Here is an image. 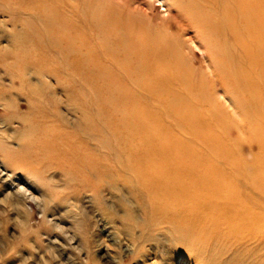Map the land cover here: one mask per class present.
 Returning <instances> with one entry per match:
<instances>
[{
	"label": "bare ground",
	"instance_id": "bare-ground-1",
	"mask_svg": "<svg viewBox=\"0 0 264 264\" xmlns=\"http://www.w3.org/2000/svg\"><path fill=\"white\" fill-rule=\"evenodd\" d=\"M41 1L43 0H39V4ZM80 1L89 2V0ZM107 3L109 5V2ZM172 3L175 7V16L169 15L163 19L162 26L156 29L145 24L147 21L142 25H137L135 22L143 23L139 19L131 24L128 20V22L124 21L129 24L120 26L118 19L113 17L109 9L100 10L95 23L105 22L106 26L108 24L111 31L107 30V32H112V35H109L107 44L96 39L98 43L94 46L95 49L84 51L88 59H85V56L82 58L83 53L81 57L77 56L79 60L76 59L78 60L77 65L87 71V73L82 71L86 76L89 75L100 82V88L121 94L117 97L118 107L128 103L127 106L131 108V113L123 114L122 120H128L129 124H134L135 128H131L132 131L123 138L104 141L106 143L103 142L100 145L102 148L96 144L93 134L97 136L98 133L95 132H89L90 134L87 132L88 139L75 137L60 138V140L48 139L45 143L51 148V155L57 158L54 168H69L70 171L80 173L86 190L101 194L106 191L105 188L118 191L123 190L124 186L128 188L129 194L148 216L147 222L149 223L146 232L142 229L140 231L142 235L133 238L131 246L137 243L140 247L142 239L139 237L144 239L145 233L149 234V238H153L151 233H157L159 228L168 229L167 226L172 225V229L176 226L188 232L199 229L197 236L199 239L194 237L196 245L199 241V244L203 242L207 246L214 243L212 254L218 250L220 253L218 251V258L213 257V264H231L233 261L237 264H264V0H172ZM46 4L43 6L48 5ZM50 4L49 8L53 6V2ZM55 5L62 12H66L69 7L74 9L76 5L80 7L77 0H56L54 7L48 9L53 14L41 9L42 6L39 9L36 6L35 14L31 10L33 8L35 10V5L34 7L29 5V8L32 7L31 12L38 17L37 20L44 23L43 27H40V30L43 29L42 36L39 34L37 36L39 38L44 36L47 43L54 44L53 46L56 47V43L58 44L60 40L75 41L77 34L83 31L79 30L82 29L83 24L95 27L94 22L83 19L85 16L76 14L77 11L71 12V18L65 17L66 19L60 21V17L57 19L55 16V11H57ZM123 5L126 6V4ZM123 5L122 8H125ZM130 9L132 10V6ZM94 12L91 11L92 14ZM136 12L139 15H136ZM136 12L134 15L136 18L143 15L142 10L137 9ZM61 13L60 15L65 14ZM83 14L86 15V13ZM120 15L122 13L117 16ZM120 22L122 23V20ZM69 26L72 29L71 33L68 31ZM193 27L196 29L195 32L188 35V29ZM183 33L187 34V40L193 46L200 49L206 46L204 47L207 52L205 56L210 63L204 75L198 74L200 77L204 76L198 81L194 68L186 72L187 62L185 64L183 61L186 57L182 59L179 56L182 47L177 42L180 34ZM79 41L75 45L79 46ZM66 42L65 45H67ZM77 46L74 51L71 50V53H76ZM58 48L61 47L57 45L56 50ZM69 50H66L68 54ZM61 55L62 58L66 57ZM58 68L60 69L59 66ZM75 68L74 65L73 69ZM54 70L58 72V69ZM67 70L69 71V68L66 72ZM67 77L69 78V73ZM50 78H52L51 75ZM32 85L30 86L34 87L32 89L36 92L37 88ZM215 86L220 87L224 94L229 92L232 94L227 97L228 103L222 98L225 106L220 103L213 105L209 102V99L214 98V94L209 89H214ZM70 88H65V90ZM73 88L74 86L71 90ZM84 89L87 88L84 86ZM125 95L131 101L125 99ZM140 103L143 106L141 109H139ZM78 105L74 107L80 108V103ZM229 105L235 106L231 107L232 109L238 107V110L227 111L226 107ZM38 107L39 111L36 112L43 111ZM42 108L45 109V106ZM75 108L71 109L76 114L77 109ZM85 109L82 110L87 114L88 110ZM119 110L117 109L116 112L118 113ZM84 111L81 112L83 115ZM92 111H95L94 108ZM89 112L91 114V110ZM237 112L240 116L242 112H248V114L246 117L241 116L240 121H233V114ZM55 117L54 115V119ZM88 118L90 119L89 116ZM48 121L51 123V120ZM45 122L43 124L47 123ZM83 122L87 123L84 119ZM99 125L102 124L99 123ZM236 126L245 132V141L252 140L258 144L257 153L250 152V155L246 157L238 151L240 141L233 131ZM58 127L61 128V126ZM59 135L62 137V134ZM97 145L103 149L102 152L99 151ZM17 192H20L19 196L22 197L23 204L27 199L36 201V198L27 194L24 188L19 187ZM184 234L185 232L180 233L182 237ZM193 235H189L188 238ZM188 240H185L187 244ZM242 250L246 252L248 250V252L240 254ZM229 252L230 254L226 255ZM204 264L208 263L204 262Z\"/></svg>",
	"mask_w": 264,
	"mask_h": 264
},
{
	"label": "rangeland",
	"instance_id": "rangeland-1",
	"mask_svg": "<svg viewBox=\"0 0 264 264\" xmlns=\"http://www.w3.org/2000/svg\"><path fill=\"white\" fill-rule=\"evenodd\" d=\"M44 1H41V4H39V0L38 2L36 0H0V264H204V262L213 264V257L217 256L219 250L215 252L216 255L212 254L214 243L211 246H207L203 242L199 244V241L198 244L200 246L196 245L197 242L194 241V237L198 236L199 229L190 231V233L180 230L176 226L172 229V225H168V229L159 228L157 233H151L153 238H149V234L146 235V233L143 236L144 239L139 237L142 239L140 247H138L137 243H133L131 246L133 238L141 236L142 233L140 231L142 229L146 232L149 223L147 222L148 216L129 194L128 188L124 186V189L119 191L116 189H109V191L105 188L106 191H103L101 194H95L93 191L86 190L80 173L70 171L69 168H54L57 158L51 155V148L45 143L48 139L60 140V138L69 139L74 137L88 139V134L95 132L98 134L97 136L93 134L94 139L96 144L100 146L104 141L108 142L125 137L126 134L135 128L134 124H129L128 120H122L123 114L129 115L131 113V108L127 106L128 103L118 107L117 97H120L121 94L117 91L100 88L98 80L93 79L89 75L86 76L82 71H85V73L87 71L77 65L79 60L77 56L81 57L83 53L82 58L85 56V59H88V56L84 55V51L94 50V46L97 45L99 40H102L105 44L108 43L107 39L109 35H112V32H107V30L111 31L108 24L106 26L105 22L95 23V18L99 15L100 10L109 9L113 17L118 19L120 26H126V24H131L136 20H142L143 23H135L142 25L147 21L145 24H149L151 28L156 29L162 26L163 19L169 15L171 17L175 16V7L172 0H89V2L77 0L80 3V7L76 5L77 9L74 8L76 10L69 7L66 12L58 10L57 5H55V8L59 12L55 11V16L57 19L60 17V21L66 19L65 17H72L71 14L77 11L76 14L79 13L85 16V18L82 17L83 19H89L95 23V27L83 24L82 29L79 30L85 32L82 31L80 32L81 34H77V41L66 42L64 40L67 44L65 45V42L60 40L59 43L61 42V45L56 43V47L53 46L54 44L47 43L48 41L45 40L44 36L39 38L43 33V29L40 30V27L42 28L44 23L37 20L38 17L35 15L36 6L38 9L42 6L41 9L51 14L52 12H49L48 9L53 8L54 4H56V0H49V3L48 0L43 3ZM105 1L106 3L109 2V5ZM50 3L53 6L49 8ZM43 4H46L48 7L43 6ZM123 4H126V6ZM29 5L32 7L35 5V10L34 8L31 9L33 12L35 11V14L31 12L30 8L32 7L29 8ZM103 5H106V7H103ZM122 5L125 8H122ZM101 6L102 8L100 9ZM28 9L33 16L28 14ZM129 9L130 11H128ZM137 9L143 11L142 17L140 15L141 19L134 16ZM78 10L80 11L78 12ZM91 11L94 13L92 14ZM112 11L116 12L115 14L117 15L119 13H122V15L117 16ZM61 12L67 16L65 14V16L60 15ZM83 13H86V15ZM111 13L109 14L111 15ZM29 15L31 18H29ZM34 17L35 19H33ZM130 18H134V20ZM121 20L122 23L120 22ZM127 20L129 23H126L128 22ZM194 30H196L194 27L188 29V35H191L192 32L194 33ZM68 31L69 33L72 32L70 26ZM38 34L39 36H37ZM187 37L186 33L180 34L177 42L182 47L179 56L182 59L186 57L183 60L185 64L187 62L185 65L187 68L186 72L194 68L196 75H204V72L208 71L207 65L210 63L207 56H205L207 52L204 47L206 46L204 45L202 49L195 47L187 40ZM19 38H21V41ZM78 41L80 43L79 46L75 45ZM57 45L61 48L56 50ZM76 46V53H71V50L74 51ZM65 49L67 51L70 49V53L68 54ZM51 52L54 53L51 54ZM58 52L66 57L62 58L63 56ZM179 56L177 55V57ZM71 58L74 59L72 60ZM67 61L71 63L69 64ZM72 61L74 62L72 63ZM36 62L39 63L37 64ZM62 62L63 64H60ZM84 64L86 65V63ZM74 65L75 69H73ZM77 67H79L80 71H78ZM68 68L69 71L67 70L68 72H66ZM54 69H58V72H55ZM59 72L60 74H58ZM73 72L75 73L73 74ZM64 73H67L66 76ZM68 73L69 78L67 77ZM44 74L45 76H43ZM75 74L82 76L79 77ZM50 75L52 78H50ZM199 75L197 81L204 77H200ZM31 84H33L32 86L35 85L38 89H35L36 92L33 91L32 88L34 87H31ZM66 84L68 86L71 85V88L74 86L73 90L67 87ZM39 86L41 89L38 88ZM84 86L87 89H84ZM65 88H70V92L67 89L66 91ZM96 88L99 89L96 90ZM206 88H208L207 85ZM209 90L214 94V98L209 99V102L213 105L220 103L225 106L223 99L226 101L229 95L232 96L230 92L224 94L218 86ZM83 98L85 99L84 101ZM103 98H106L105 101ZM124 98L130 100L126 95ZM75 103L77 105L80 103V108H78L79 105L75 108L74 106H77ZM226 103L228 102L226 101ZM36 106H45V109L38 107V109L43 111L36 112L39 111ZM69 107L70 109H77L75 110L77 113L75 114ZM231 107L235 106L229 105V107H226L227 111L238 110V107L235 109ZM83 108L84 110L87 108V114L86 111L82 110ZM92 108L95 111H92ZM141 108L143 106L140 103L139 109ZM117 109H120L118 113L116 112ZM90 110L91 114H89ZM83 111L86 116L89 114L90 119L81 113ZM57 112L60 113L58 114ZM247 114L248 112H242L241 116L246 117ZM54 115L56 116L55 119ZM77 115L78 117H76ZM80 115L82 117L79 118ZM67 116H69L68 119L66 118ZM241 116L238 112L234 113L233 121H240ZM75 118L79 119V121L77 119L74 121ZM82 118L87 123L83 122ZM91 118L93 121H91ZM48 120H51V123ZM42 121L49 123L45 122L46 124H43ZM32 123L34 126H32ZM88 123H92V126ZM99 123L102 125L100 126ZM75 124H79V126ZM58 126H61V128ZM85 127L86 131L84 130ZM240 130L237 126L233 130L235 136H238L240 141L238 151L246 157L250 155V152L253 154L257 153L259 149L258 144L252 140L245 141L246 134L243 130ZM59 134H62V137ZM99 146V151L102 152V146H100L101 148ZM19 187L24 188V191L36 198V201L34 199H27L26 201L24 200L25 204H23L22 197L19 196L20 192H17ZM116 194L118 195L116 196ZM184 232L185 234L182 237L180 233L183 234ZM189 235H193V237L188 238L190 237ZM177 237L183 239L180 240ZM186 239H189L188 244L185 241ZM180 245L182 246L178 247ZM193 245L196 246V249ZM247 252L242 250L240 254H246ZM229 254L230 252L226 255ZM146 256L147 258H144ZM195 258L198 259L196 260ZM231 264L237 263L233 261Z\"/></svg>",
	"mask_w": 264,
	"mask_h": 264
}]
</instances>
